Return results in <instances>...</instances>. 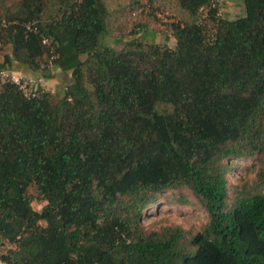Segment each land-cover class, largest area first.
Returning <instances> with one entry per match:
<instances>
[{
    "label": "trees",
    "instance_id": "16d2710c",
    "mask_svg": "<svg viewBox=\"0 0 264 264\" xmlns=\"http://www.w3.org/2000/svg\"><path fill=\"white\" fill-rule=\"evenodd\" d=\"M162 1L177 18L173 47L104 45L106 0H17L0 14V50L11 47L0 71H70L61 96L0 81V258L264 264V0H242L235 19L208 9L213 27L201 23L211 0ZM256 154L252 190L230 185L231 161ZM180 188L207 213L202 230L145 229L142 211Z\"/></svg>",
    "mask_w": 264,
    "mask_h": 264
},
{
    "label": "rangeland",
    "instance_id": "374dc122",
    "mask_svg": "<svg viewBox=\"0 0 264 264\" xmlns=\"http://www.w3.org/2000/svg\"><path fill=\"white\" fill-rule=\"evenodd\" d=\"M17 0H0V14L5 8L12 6ZM114 13V26L112 34H103L104 45L119 49L124 42L131 38H144L153 40L161 45L173 47L175 39L170 31V23L177 18L171 7L163 5L162 0H106ZM245 13L242 0H222L218 6L216 16L220 18L235 19ZM201 20H204L202 15ZM213 27V21H208ZM213 29V28H212ZM211 31V30H210ZM213 31L210 32L212 34ZM11 47L5 44L0 50V61L5 53H10ZM45 64L47 61L42 60ZM49 64V63H48ZM51 75L47 83V91L61 96L65 85L70 80V71L64 72L58 68L50 67ZM31 74L44 76L41 70L31 71ZM50 82V83H49ZM263 154L241 158L231 161V169L227 174L230 185L238 190L251 191L260 167ZM32 207L41 210L45 202L33 200ZM208 220L207 213L200 202L186 188L166 190L149 204L140 217V222L147 230H159L167 226H180L187 237L202 230ZM6 247L0 249L5 253Z\"/></svg>",
    "mask_w": 264,
    "mask_h": 264
},
{
    "label": "built area",
    "instance_id": "2783aa9c",
    "mask_svg": "<svg viewBox=\"0 0 264 264\" xmlns=\"http://www.w3.org/2000/svg\"><path fill=\"white\" fill-rule=\"evenodd\" d=\"M222 0H211L208 8L206 9L203 17L204 20H201V23L204 24L207 22L209 26V22L211 19L207 13V10L210 8H214L217 5L219 6ZM36 20L28 21L24 24L25 31H33L36 28ZM8 23L5 20H0V27H6ZM42 42L45 45L49 44L48 38H43ZM1 43V38H0ZM54 56L51 55L49 59H52ZM44 64H41L43 67ZM0 81L8 82L14 84L18 87V89L23 93L24 96L28 98H38L41 97L47 91V79L42 75H35L22 72L20 70L4 68L0 71ZM0 264H11L8 261L0 258Z\"/></svg>",
    "mask_w": 264,
    "mask_h": 264
},
{
    "label": "crops",
    "instance_id": "0c3cea01",
    "mask_svg": "<svg viewBox=\"0 0 264 264\" xmlns=\"http://www.w3.org/2000/svg\"><path fill=\"white\" fill-rule=\"evenodd\" d=\"M47 83H48V79H47ZM50 83V82H49Z\"/></svg>",
    "mask_w": 264,
    "mask_h": 264
}]
</instances>
